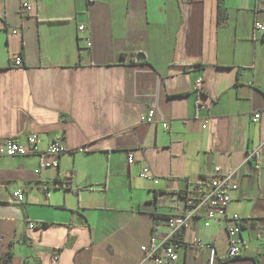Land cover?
Segmentation results:
<instances>
[{
	"label": "crops",
	"instance_id": "crops-1",
	"mask_svg": "<svg viewBox=\"0 0 264 264\" xmlns=\"http://www.w3.org/2000/svg\"><path fill=\"white\" fill-rule=\"evenodd\" d=\"M216 1L0 0V143L34 136L38 148L0 155V257L154 264L140 247L168 234L186 190L219 167L239 187L228 207L239 254L226 256L233 224L202 216L175 264H264V33L253 31L264 0H223L221 22ZM152 108L156 121H140ZM54 140L83 151L36 174Z\"/></svg>",
	"mask_w": 264,
	"mask_h": 264
},
{
	"label": "built area",
	"instance_id": "built-area-1",
	"mask_svg": "<svg viewBox=\"0 0 264 264\" xmlns=\"http://www.w3.org/2000/svg\"><path fill=\"white\" fill-rule=\"evenodd\" d=\"M92 1V0H87ZM21 11L26 12L29 10V4L24 1L21 3ZM257 16L253 21L254 34L259 35L264 33V8L259 9L256 12ZM83 25H79L78 30L82 31ZM13 33H17L16 30H12ZM90 46V43H87ZM14 66L22 65V58L20 56L15 57L13 60ZM201 79L196 81L195 89L200 85ZM259 118V113L253 115L255 121ZM140 121L146 123H154L156 121L155 109H149L148 111L140 115ZM166 127V123L163 124ZM78 151L82 152L83 148L70 149L62 141L54 140L47 145L42 152L44 156L49 157V160L43 161L39 164L34 171L36 174L41 169H56L58 167V158L61 154L66 152ZM38 152L36 145V138L29 136L24 140H18L13 137H7L0 143V155L13 157V156H25ZM135 162L133 153L127 154V163L132 165ZM139 175L142 179L156 183L157 180L147 167H143ZM234 171H223L219 167L213 169L212 176L205 182L195 184L186 190L184 194V206L182 213L175 218L169 219L167 226L169 232L166 235L150 237L149 241L140 247L142 253L141 262L152 261L154 264H175L178 259L177 245L172 241L175 236L183 237L184 233L188 229L189 220L199 219L204 217L203 225L208 226L209 222L213 219L223 220L224 223H232L231 227L227 229V236L229 239V248L227 250V257H236L239 254V249L236 243H238L234 237L240 232V226L237 221L239 216L237 213H229L228 207L232 200V195L238 191V185L233 178ZM48 197V191L45 192ZM12 199L15 202H22L24 199L23 192L16 190L12 192ZM28 227H33L32 223H28ZM195 248L211 249L210 243H204L199 239L193 241ZM57 259L54 254V260Z\"/></svg>",
	"mask_w": 264,
	"mask_h": 264
},
{
	"label": "trees",
	"instance_id": "trees-1",
	"mask_svg": "<svg viewBox=\"0 0 264 264\" xmlns=\"http://www.w3.org/2000/svg\"><path fill=\"white\" fill-rule=\"evenodd\" d=\"M216 6H217V14H218V22H221L225 19L226 17V7L224 6V1L223 0H217L216 1ZM158 215H155L157 217ZM163 218H169L167 215H160ZM172 241L176 244L179 245L182 242L181 237L175 236ZM12 260V252L6 251L2 254L0 257V264H11Z\"/></svg>",
	"mask_w": 264,
	"mask_h": 264
}]
</instances>
